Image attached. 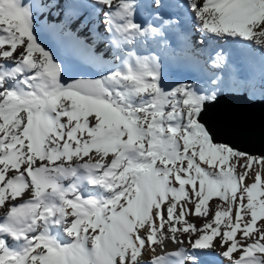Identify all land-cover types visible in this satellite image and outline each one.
<instances>
[{
	"label": "snow or ice",
	"instance_id": "1",
	"mask_svg": "<svg viewBox=\"0 0 264 264\" xmlns=\"http://www.w3.org/2000/svg\"><path fill=\"white\" fill-rule=\"evenodd\" d=\"M253 45L264 100V0H0V264H264V155L207 118Z\"/></svg>",
	"mask_w": 264,
	"mask_h": 264
},
{
	"label": "water",
	"instance_id": "2",
	"mask_svg": "<svg viewBox=\"0 0 264 264\" xmlns=\"http://www.w3.org/2000/svg\"><path fill=\"white\" fill-rule=\"evenodd\" d=\"M221 142L253 156L264 155V100H249L245 94H225L209 111Z\"/></svg>",
	"mask_w": 264,
	"mask_h": 264
},
{
	"label": "rangeland",
	"instance_id": "3",
	"mask_svg": "<svg viewBox=\"0 0 264 264\" xmlns=\"http://www.w3.org/2000/svg\"><path fill=\"white\" fill-rule=\"evenodd\" d=\"M251 50H252V52L254 54L255 53L257 54V56H256L257 59L255 60V63L252 66H249L250 68L249 67L247 68L244 65H242L241 67L237 68L235 71H231V72L224 73L226 80H228L229 77H231V80H229V83H233L234 86L239 89L238 95L244 94L243 89L240 87V82L246 76H248L250 74H255L257 76V78H258L259 77V74H260V71H261V67H260L261 51H260V49L259 50H256V47L254 45L252 46ZM188 73H189L188 71H185L182 74V77L179 80L184 79ZM225 94H233V93L227 92ZM257 100H262V99H256L254 101H257ZM254 157H259V156H254Z\"/></svg>",
	"mask_w": 264,
	"mask_h": 264
},
{
	"label": "bare ground",
	"instance_id": "4",
	"mask_svg": "<svg viewBox=\"0 0 264 264\" xmlns=\"http://www.w3.org/2000/svg\"><path fill=\"white\" fill-rule=\"evenodd\" d=\"M47 2H51V0H47ZM60 3H63L64 0H59ZM198 39V36H193L192 40L193 42H195ZM49 43H52V46L55 47V43L52 41H48ZM255 46V45H254ZM102 47V46H101ZM256 50H259L258 46H255ZM250 51H252L250 49ZM255 57L257 56V54H254ZM201 59H203V57H201ZM257 59V57H256ZM166 65L168 68V73H169V77L170 79H174V80H179L182 77V74L187 71V69L184 66V62L182 59L178 58V57H173V56H169L166 58ZM242 65H244L245 67H249V65L247 64V62L242 61ZM258 67V66H257ZM250 68V67H249ZM190 75L189 73L186 75V77ZM169 250H172L171 246L169 248Z\"/></svg>",
	"mask_w": 264,
	"mask_h": 264
}]
</instances>
